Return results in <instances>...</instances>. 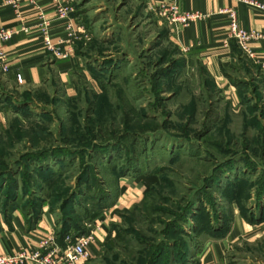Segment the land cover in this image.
Returning a JSON list of instances; mask_svg holds the SVG:
<instances>
[{"label":"rangeland","instance_id":"1","mask_svg":"<svg viewBox=\"0 0 264 264\" xmlns=\"http://www.w3.org/2000/svg\"><path fill=\"white\" fill-rule=\"evenodd\" d=\"M92 1L70 80L0 87V233L46 213L63 249L93 235L82 264H201L215 243L217 264H264L257 84L233 100L135 0ZM139 174L159 182L121 192Z\"/></svg>","mask_w":264,"mask_h":264},{"label":"crops","instance_id":"2","mask_svg":"<svg viewBox=\"0 0 264 264\" xmlns=\"http://www.w3.org/2000/svg\"><path fill=\"white\" fill-rule=\"evenodd\" d=\"M58 1L68 0H42L40 9L45 12L46 17L52 19L51 34L54 42L68 38L67 24L70 22L76 33L74 47H77L89 39L85 25L81 22L83 13L80 12L81 2H94L92 0H72L76 4L77 11L71 13L70 19L60 20L56 17L55 7ZM110 0H102L101 5H107ZM137 8H142L147 14L154 15L149 0H135ZM80 5V7H79ZM181 9L184 11H195L203 14V18L187 26H180L172 30V38L180 49H184L188 60L200 63L213 77L221 92L231 95L233 100L241 103L242 85L250 96L253 85V96L264 97V40L255 41L250 45V51L244 50L234 39H228L227 30L230 25V15L227 9H235L240 24L249 29L264 31V14L246 5L242 0H180ZM79 7V8H78ZM33 6L25 4L21 11L26 16L28 25L32 26L30 35L21 32L13 37L4 46L8 53L9 69L5 72L0 67V87L26 86L34 87L41 85L56 76L61 83L71 79L75 66H78L79 58L74 55L63 59L56 57L51 51L44 47L43 38L38 32V11ZM155 17V15L153 16ZM156 18V17H155ZM16 11L10 5H5V0H0V29L3 27L17 26ZM170 29V28H168ZM171 30V29H170ZM242 66V67H241ZM242 68H246L250 75L248 77L237 76ZM237 73V75H236ZM21 74L23 82H19L17 75ZM5 80V82L3 81ZM4 82V83H3ZM255 100V99H254ZM253 100V101H254ZM0 105H3L0 102ZM0 106V109H1ZM141 183V182H139ZM139 183L134 188L126 189L136 191V195L143 193ZM13 224L9 229L4 227L0 233V254H15L21 248H35L39 246V240L52 233L53 218L43 214L35 227H30L26 219L17 211L14 213ZM227 241H222L226 243ZM220 246V245H219ZM223 249L217 248L216 243L204 250V258L201 264H217L222 261ZM18 264H37L24 262Z\"/></svg>","mask_w":264,"mask_h":264},{"label":"built area","instance_id":"3","mask_svg":"<svg viewBox=\"0 0 264 264\" xmlns=\"http://www.w3.org/2000/svg\"><path fill=\"white\" fill-rule=\"evenodd\" d=\"M42 0H5V5H10L16 11V18L19 21L17 26L3 27L0 29V67L6 72L9 69L8 53L4 46L9 41L24 32L30 35L32 26L28 25L21 8L29 4L38 11L39 22L38 32L43 38L44 47L51 51L56 57L67 59L75 54L74 39L76 33L67 24L68 38L54 42L51 34L52 19L46 17L45 12L40 9ZM246 5L264 14V0H242ZM153 14L172 30L180 26L190 25L204 16L195 11H184L181 9L180 0H149ZM56 17L60 20L70 19L74 13L73 4L70 1H58L55 7ZM230 15V25L227 30L228 39H234L246 51H250V45L255 41L264 40V31L253 30L243 27L235 9L226 10ZM19 82H23L21 74L17 75ZM93 235L77 237L74 242L65 249L56 241L53 233L42 237L39 246L35 248H24L15 254H0V264H18L34 262L37 264H82L90 258V246L93 244Z\"/></svg>","mask_w":264,"mask_h":264},{"label":"trees","instance_id":"4","mask_svg":"<svg viewBox=\"0 0 264 264\" xmlns=\"http://www.w3.org/2000/svg\"><path fill=\"white\" fill-rule=\"evenodd\" d=\"M242 87L245 88V86H247L246 83H241ZM242 88V96L244 95V93L247 91L246 89ZM138 182H142L144 184V193L146 192H150L151 188L154 186V185H157L158 182H159V178L156 174H146V175H143V174H139L135 177ZM126 186H123L121 188V192H125L126 191ZM94 216H97L96 213H94L92 215V217ZM68 231V230H67Z\"/></svg>","mask_w":264,"mask_h":264}]
</instances>
